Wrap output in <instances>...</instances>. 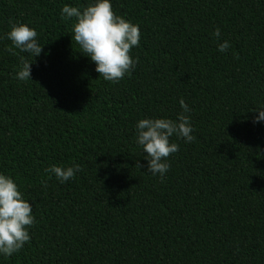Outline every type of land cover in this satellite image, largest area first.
<instances>
[{
    "label": "trees",
    "instance_id": "trees-1",
    "mask_svg": "<svg viewBox=\"0 0 264 264\" xmlns=\"http://www.w3.org/2000/svg\"><path fill=\"white\" fill-rule=\"evenodd\" d=\"M139 26L131 75L105 81L64 5L0 0V172L32 204L30 240L0 264H264V0H111ZM34 28L39 56L6 38ZM220 29L219 40L212 35ZM230 42L226 53L217 50ZM29 80L14 78L21 60ZM191 109V143L146 172L135 124ZM80 165L60 183L52 165Z\"/></svg>",
    "mask_w": 264,
    "mask_h": 264
},
{
    "label": "clouds",
    "instance_id": "clouds-1",
    "mask_svg": "<svg viewBox=\"0 0 264 264\" xmlns=\"http://www.w3.org/2000/svg\"><path fill=\"white\" fill-rule=\"evenodd\" d=\"M64 19L74 18L71 27L72 41L79 51L95 64V71L105 81L118 82L126 74L131 75L138 60L130 55L132 48L140 40L139 26L117 15L111 0H89L86 6L64 5L61 8ZM10 30L5 34L11 45L20 52L37 57L42 52L38 35L34 28L21 22H11ZM212 35L218 40L220 29L215 28ZM231 45L228 40L217 44L220 53H226ZM31 63L21 60L14 78L19 81L31 79ZM182 111L175 119L151 117L139 119L135 124V143L142 149L147 161L146 172L165 177L169 169L167 158L178 151L179 146L170 141L174 135L191 143L193 126L189 113L191 109L181 98ZM259 115L253 117V123H264V108H257ZM80 165H52L46 171L52 173L60 182H67L79 172ZM35 222L33 207L19 190L14 179L0 172V256L10 257L19 252L30 240L29 229Z\"/></svg>",
    "mask_w": 264,
    "mask_h": 264
}]
</instances>
